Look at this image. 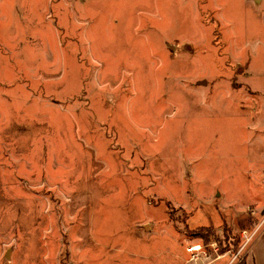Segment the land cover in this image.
Returning a JSON list of instances; mask_svg holds the SVG:
<instances>
[{"label":"rangeland","instance_id":"obj_1","mask_svg":"<svg viewBox=\"0 0 264 264\" xmlns=\"http://www.w3.org/2000/svg\"><path fill=\"white\" fill-rule=\"evenodd\" d=\"M263 209L264 0H0V264H249Z\"/></svg>","mask_w":264,"mask_h":264},{"label":"crops","instance_id":"obj_2","mask_svg":"<svg viewBox=\"0 0 264 264\" xmlns=\"http://www.w3.org/2000/svg\"><path fill=\"white\" fill-rule=\"evenodd\" d=\"M261 222L262 221H260V223ZM260 223L257 227V236L253 241L247 256L249 264H264V224L261 225Z\"/></svg>","mask_w":264,"mask_h":264},{"label":"trees","instance_id":"obj_3","mask_svg":"<svg viewBox=\"0 0 264 264\" xmlns=\"http://www.w3.org/2000/svg\"><path fill=\"white\" fill-rule=\"evenodd\" d=\"M238 241H239V237H238V235L236 236V240L234 241L235 243V245H237L238 244ZM241 264H246V261H243V262H241Z\"/></svg>","mask_w":264,"mask_h":264},{"label":"built area","instance_id":"obj_4","mask_svg":"<svg viewBox=\"0 0 264 264\" xmlns=\"http://www.w3.org/2000/svg\"><path fill=\"white\" fill-rule=\"evenodd\" d=\"M198 246H199V245H198ZM198 246H195V245H194V246H192V247H191V250H192V251H199V250H200V248L196 249Z\"/></svg>","mask_w":264,"mask_h":264},{"label":"bare ground","instance_id":"obj_5","mask_svg":"<svg viewBox=\"0 0 264 264\" xmlns=\"http://www.w3.org/2000/svg\"><path fill=\"white\" fill-rule=\"evenodd\" d=\"M196 249H198V247Z\"/></svg>","mask_w":264,"mask_h":264},{"label":"water","instance_id":"obj_6","mask_svg":"<svg viewBox=\"0 0 264 264\" xmlns=\"http://www.w3.org/2000/svg\"><path fill=\"white\" fill-rule=\"evenodd\" d=\"M204 83V82H203Z\"/></svg>","mask_w":264,"mask_h":264}]
</instances>
